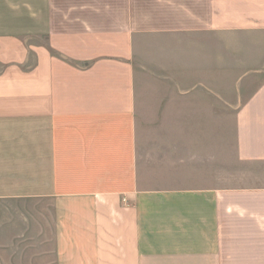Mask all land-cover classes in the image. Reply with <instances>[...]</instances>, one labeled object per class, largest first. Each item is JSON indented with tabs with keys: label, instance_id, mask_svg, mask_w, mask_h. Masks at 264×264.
<instances>
[{
	"label": "crops",
	"instance_id": "obj_1",
	"mask_svg": "<svg viewBox=\"0 0 264 264\" xmlns=\"http://www.w3.org/2000/svg\"><path fill=\"white\" fill-rule=\"evenodd\" d=\"M263 73L264 0H0V206L42 264H264Z\"/></svg>",
	"mask_w": 264,
	"mask_h": 264
},
{
	"label": "rangeland",
	"instance_id": "obj_2",
	"mask_svg": "<svg viewBox=\"0 0 264 264\" xmlns=\"http://www.w3.org/2000/svg\"><path fill=\"white\" fill-rule=\"evenodd\" d=\"M237 86L238 84L234 82H223L224 101L232 100L228 95L234 93L233 91H236L234 87ZM190 121L192 125L202 123L212 128L220 123L223 153L230 152L233 144L235 114L228 111L226 105L223 114H191ZM193 130L191 129V133L194 132ZM201 131L202 129L200 133ZM24 218L30 220L29 225ZM37 218V209L28 208L22 204L5 203L2 207L0 206V264H42L44 260L48 263L52 260L50 242L47 243L46 252L41 250L46 243L39 242Z\"/></svg>",
	"mask_w": 264,
	"mask_h": 264
}]
</instances>
